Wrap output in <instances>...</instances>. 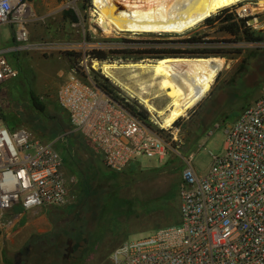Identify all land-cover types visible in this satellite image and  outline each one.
<instances>
[{
    "label": "rangeland",
    "instance_id": "1",
    "mask_svg": "<svg viewBox=\"0 0 264 264\" xmlns=\"http://www.w3.org/2000/svg\"><path fill=\"white\" fill-rule=\"evenodd\" d=\"M75 1V10L67 8L62 15L46 16L44 11L37 10L31 17L29 32L31 44L69 43L78 48L7 53L10 65L17 67L19 74L1 91L0 124L10 128L26 126L48 142L56 136V146L64 157V172L75 178L68 206L43 209L46 219L40 223V229L50 232L31 237L24 247L30 241L46 237V244L42 246L45 255L37 258L31 250L29 264H68L64 259L65 241L69 236L79 242V231L84 234L89 249L82 264L97 263L100 259L101 264H111L112 250L124 241L150 235L179 221L178 187L184 166L180 156L169 151L162 160L158 156L142 158L139 166L143 171L166 169L155 171L152 176L132 169L110 173L95 147L73 131L67 114L57 103L56 93L74 64L83 62L93 69L95 61L118 67L112 80L99 69H95L97 72L93 69L96 81L106 80L117 97L124 96L133 110L143 113L148 121L151 117L153 125L159 129L163 127L161 119L156 111L146 108L145 102L162 110L175 99L177 106L171 109L174 111L199 88L192 84L202 71L199 84L209 83L210 90L171 128L183 140L182 154L194 152L193 164L200 173L210 168L211 155L223 153L228 125L241 109L260 95L264 86V40L260 43L229 42L236 40L223 32L227 25L224 23L226 15L233 14L237 18L250 17L248 25L252 31L264 37V10L251 11L257 8L256 2L228 7L224 15L220 10L179 32L157 30L107 35L94 20L93 0ZM217 15L220 17L213 23H203L207 17ZM14 28L9 24L0 26V49L17 45ZM190 38L199 39L198 44H188L186 41ZM176 49H188L197 54L164 55ZM92 50L104 51L107 60L88 57ZM214 51L219 54H212ZM140 64L160 65L162 69L147 70ZM180 64L184 66L177 67ZM256 82L258 84L252 87ZM214 100L217 104L214 111L209 112L207 108ZM34 105L44 109L39 110ZM170 114L167 111L166 115ZM218 124L221 126L217 127ZM66 220L70 223L64 227L61 223ZM72 222L77 228L75 235L65 232ZM19 228L16 225L12 229ZM13 255L15 253L5 250L6 264H15Z\"/></svg>",
    "mask_w": 264,
    "mask_h": 264
},
{
    "label": "built area",
    "instance_id": "2",
    "mask_svg": "<svg viewBox=\"0 0 264 264\" xmlns=\"http://www.w3.org/2000/svg\"><path fill=\"white\" fill-rule=\"evenodd\" d=\"M66 6L75 10L76 1L66 0ZM30 17L29 0H0V26L15 27L18 49L78 48L31 44ZM7 53L0 49V113L1 91L19 74ZM94 70L83 62L74 64L56 100L105 167L122 173L144 157L162 160L169 151L184 163L179 222L124 241L112 250L111 264H264V88L227 127L223 153L211 155L210 168L200 173L194 155L182 154L183 140L171 131L173 126L159 129L151 117L147 123L133 115L124 96L114 100L98 85ZM56 142L44 141L26 126L0 124V233L18 225L22 211L38 213L70 203L75 178L66 176Z\"/></svg>",
    "mask_w": 264,
    "mask_h": 264
},
{
    "label": "bare ground",
    "instance_id": "3",
    "mask_svg": "<svg viewBox=\"0 0 264 264\" xmlns=\"http://www.w3.org/2000/svg\"><path fill=\"white\" fill-rule=\"evenodd\" d=\"M241 2H256L254 5L257 8L252 9V12L264 10V0H93L94 17H96L94 20L107 35L113 34V32L157 30L179 32L191 27L206 16ZM139 66L147 70L158 71L162 69L160 65L140 64ZM183 66L184 64L177 65V67ZM92 68L99 69L106 78L112 80L115 79L114 70L118 67L106 63L98 64L94 61ZM201 76L202 71L199 72L192 84L199 87L196 92L174 111L171 109L177 106L175 99L169 103L166 109L162 110H157L147 101L145 102L146 108L150 111H156L157 117L161 119L163 124L161 128L172 127L179 118L208 93L210 84L207 82L199 84ZM167 111H170L171 114L166 115Z\"/></svg>",
    "mask_w": 264,
    "mask_h": 264
},
{
    "label": "crops",
    "instance_id": "4",
    "mask_svg": "<svg viewBox=\"0 0 264 264\" xmlns=\"http://www.w3.org/2000/svg\"><path fill=\"white\" fill-rule=\"evenodd\" d=\"M30 6H31V17L34 15V13L36 14L37 10H39V9L41 11H44L46 13V16L54 15V14L55 15H58V14L62 15L67 10L66 0H31ZM31 17H30V20L28 23V30H29V24L32 21ZM29 34H30V32H29ZM4 49L8 50V52L21 51L20 49L15 47V44H13L12 47H4ZM262 65H263L262 67L264 68V62L262 63ZM262 75L263 74H261L260 76H262ZM260 76L258 75L259 80H260ZM257 84H258V82L254 83L252 85V87L257 85ZM263 88H264V86H263ZM263 88L261 89L260 95L256 99H254L252 102H250L248 105H246L243 109H241V112L246 107H248L251 103H253L257 99H259V97L261 96V94L263 92ZM233 95L235 96V93ZM215 103H216V101L214 100V103L211 105V107H213V108H211V107L207 108L209 112H211L212 110L214 111ZM238 116L239 115L235 116V119L232 122H230V124H232ZM228 117H229V114L225 118V121L228 119ZM225 121H223L221 123V125H223L225 123ZM208 122H209V120H208ZM208 122H206V124ZM221 125L218 124L217 127H219ZM73 131L76 132L74 129H73ZM189 154L194 155V152L193 151L188 152L187 155H189ZM106 169L110 173H116V172L109 170L108 168H106ZM131 169L132 170H139L140 172H145V175L148 174V176H152L153 172L159 171L161 169L163 170L165 168L163 167V168L151 169L150 171H143L141 166H139V164H136V165H132L129 168H127L126 171L131 170ZM165 175H167V172H165ZM43 212H44V210L38 211V213L22 211L20 213V218H19V223H18L20 228L16 229V230L12 229V230L8 231L7 233H4V234L0 233V264H6V262L4 260L5 259L4 258L5 250H8V251L13 252V253H17L18 251H21L24 249L25 244L27 243V241L31 237L45 236V234L50 232L49 230L40 229V223L42 221H45V219H46V215ZM32 252L37 256V258H41L42 256L45 255V251L43 249L40 250V252H39V249L36 247L32 248ZM30 259L28 262H24L22 264H29ZM100 261H101V259L97 263H96V261H93V262H86L84 264H101Z\"/></svg>",
    "mask_w": 264,
    "mask_h": 264
},
{
    "label": "trees",
    "instance_id": "5",
    "mask_svg": "<svg viewBox=\"0 0 264 264\" xmlns=\"http://www.w3.org/2000/svg\"><path fill=\"white\" fill-rule=\"evenodd\" d=\"M29 1H31V0H29ZM227 11H228V9L226 8V9L221 10L220 13L222 15H224L227 13ZM218 17H220V15H217L214 17L213 16L207 17L203 23H207V24L213 23V21L216 20V18H218ZM249 20H250V17L237 18L233 14L226 15L224 23H227V25L223 28V30H224L223 32L234 37V40H236V41H229V42L245 41L247 43H260L264 40L263 36L256 35L252 31L251 27L248 25ZM186 42L190 45H195V44H198L199 39L190 38ZM196 54H197L196 51H192V50H188V49H185V50L176 49V50H170V51L164 53V55H166V56H182V55H196ZM212 54L216 55V54H219V52L214 51V53H212ZM88 55L90 56V58L97 59L99 61L107 60V54L102 50H92ZM97 83L114 100L122 101V99L119 96L117 97V95H115L114 89L112 88V86L109 83H107L106 80H104L102 83H99V82H97ZM34 106L36 108H38L39 110L44 109V107H42L40 105H34ZM126 107L133 115L138 116L139 118H141L144 121L146 120V119H144L145 115L143 113L137 112L135 109L133 110L131 108V105L126 104ZM145 122L150 123L148 120H146ZM51 139H52L51 142L54 141L56 139V136H53ZM177 208L179 210V203H178ZM78 236H82L81 231L78 233ZM42 238L46 239V237H42ZM39 239H41V238H39ZM42 248L44 249V247H42Z\"/></svg>",
    "mask_w": 264,
    "mask_h": 264
},
{
    "label": "flooded vegetation",
    "instance_id": "6",
    "mask_svg": "<svg viewBox=\"0 0 264 264\" xmlns=\"http://www.w3.org/2000/svg\"><path fill=\"white\" fill-rule=\"evenodd\" d=\"M69 223H70V221L66 220V221H63L61 223V225H63L65 227ZM73 224H74V222H72L70 224V227L65 230L66 233L68 232V233H71L73 235H75L77 233L76 232L77 228L74 227ZM83 235L84 234L82 233V236H81V239L79 242L75 241V237H73V239L69 238V236L67 237V240L65 241V244H66L65 252H66V249L68 248V242L72 241V244H71L72 252L69 254V256L67 258L68 264H82L85 261V258L87 256V252L89 251V249L87 248V242H86L87 240L85 239V237ZM45 244H46V239L45 240L39 239L37 241H30L28 243V245L26 247H24L23 250L18 251L17 253H15V255H13L15 264H22L24 262H28L29 259L31 258L32 248L36 247L39 249V252H40V250H42V246H44Z\"/></svg>",
    "mask_w": 264,
    "mask_h": 264
},
{
    "label": "water",
    "instance_id": "7",
    "mask_svg": "<svg viewBox=\"0 0 264 264\" xmlns=\"http://www.w3.org/2000/svg\"><path fill=\"white\" fill-rule=\"evenodd\" d=\"M71 244H72V241H69L68 242V248L66 249V254L64 255V259H67L69 254L72 252Z\"/></svg>",
    "mask_w": 264,
    "mask_h": 264
}]
</instances>
